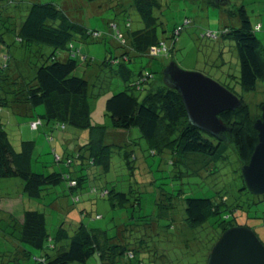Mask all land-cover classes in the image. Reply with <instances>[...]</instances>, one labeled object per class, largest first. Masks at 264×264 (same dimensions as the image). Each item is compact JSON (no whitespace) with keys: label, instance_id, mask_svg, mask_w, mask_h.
Masks as SVG:
<instances>
[{"label":"trees","instance_id":"1","mask_svg":"<svg viewBox=\"0 0 264 264\" xmlns=\"http://www.w3.org/2000/svg\"><path fill=\"white\" fill-rule=\"evenodd\" d=\"M1 1L0 42H3V35L13 34L26 54L35 50V63L28 78L29 74L23 75L16 62L13 69L7 64L14 60L13 56H3L6 64L0 65V109L36 118L39 123L33 126L36 129L46 127L43 134L49 142L53 140L55 130L63 132L61 142L64 147L61 154L52 150L51 165H61L62 168L51 169L46 161L43 164L39 162L41 154L35 153L34 141H21L19 149H16L0 118V179H19L22 182L14 197L5 195L0 198L19 197L22 204L20 219L0 211V238L4 244L9 242L5 244L7 249L0 250L3 254L0 264H140L139 261L132 262L135 250L123 238V233L118 230L117 234L110 235L108 229L88 227L83 221L85 209L73 210L71 204L80 202L79 194L90 193L106 199L112 209L127 208L132 204L138 206V197L133 191L119 192L113 186L110 189L106 186L88 189L87 183L96 172L93 168L102 174L109 171L114 148L123 149V163L129 172L141 173L140 163L147 166L148 172L142 175L147 177L148 160L143 154L138 156L136 151L141 148V142L145 143L150 156L170 154L172 170L184 168L187 176L205 175L213 165L222 166L219 160L237 164L236 173L241 184L232 193L223 190L202 197L181 194L183 205L182 208L176 207V212L179 210L180 219L188 229L208 224L217 234L215 244L229 228L244 226L254 232L252 226L255 223L264 227V195H251L240 174L241 167L248 163L258 142L253 124L260 118V107L264 102L252 112L249 104L237 95L242 106L220 116L230 129L226 133V142H220L188 123L182 100L175 90L163 84L161 76L167 66L165 60L175 52L178 35L193 24L191 17L184 16L183 22L174 25L170 35H165L164 12L175 0H103L98 3L100 8L103 4L104 9L127 14L123 27L114 20L109 21L110 30L104 35L87 29L53 3H33L23 15L20 14L21 8L10 6L12 0ZM191 1L199 2L196 11L216 8L237 17L238 26L223 24L216 30L202 32L199 39L232 40L238 75L230 76L229 85L236 82L242 92H256L260 87L264 90V48L256 36L261 25L252 24L245 6L235 5L231 0L225 7L211 0ZM95 4L92 3L94 8ZM231 7L233 11L229 9ZM132 13L139 18L140 24L136 29L132 28ZM207 33L214 37L206 36ZM105 35L115 42L116 53L112 54L111 48H106L109 55L103 58L98 70H106L107 74L118 78L123 87L105 99L102 109L108 123H99L93 108L99 93L94 92L87 78L74 75L79 54L74 43L77 40L105 41ZM44 48L51 51L46 54ZM172 60L171 57L169 61ZM82 61L87 65L93 63L86 57ZM259 82L261 86H258ZM224 87L234 93L232 88ZM38 107L42 111H36ZM130 133L133 135L127 137ZM128 144L131 145L129 150L121 147ZM33 162L41 163L43 170L33 171ZM60 184L70 196L69 205L56 202L67 197L57 191ZM48 195H54L49 207L71 220L70 225L61 224L53 233L47 229L45 213L30 209L29 205L25 207L31 201L44 203L49 200ZM168 205L163 210H173L172 204ZM162 216L168 217L166 214ZM249 219L257 222H252L251 226ZM260 242L264 246V238ZM33 251L39 254L34 255Z\"/></svg>","mask_w":264,"mask_h":264},{"label":"rangeland","instance_id":"2","mask_svg":"<svg viewBox=\"0 0 264 264\" xmlns=\"http://www.w3.org/2000/svg\"><path fill=\"white\" fill-rule=\"evenodd\" d=\"M5 1L2 0L1 2L5 3ZM12 1L10 6L15 9L16 7L21 8L20 14L23 15L27 7L33 3L56 4L63 8L70 18L80 21L87 29L98 31L103 33V35L110 30L109 21L114 20L119 27H123L124 20L127 17L125 12L116 14L113 9H104L105 5L103 4L101 5L102 8H100L98 3L101 4L103 0L92 2L93 4L97 3L95 8L92 3L86 0ZM231 1L235 5L242 4L245 6L252 24H261V29L256 32V36L264 48V0ZM193 5H195L194 10L191 9ZM198 8L199 2L175 0L174 4L169 5L167 11L164 12L165 35H170L174 25L183 22L184 16L191 17L193 22L191 26L186 27L178 35L175 52L172 56L169 55L168 59L165 60V64L171 62L169 60L172 57V61L180 69L200 72L222 86L226 85L232 88L234 93L241 96L249 104L251 111L254 112L257 110V105L264 102L263 88L260 87L256 92H242L236 82L232 81L231 85L228 83L230 76L236 77L238 75V62L234 42L227 38H220L214 41L199 39L202 32L216 30L223 24L228 23L227 25L229 26H238L237 17L227 15L228 13L223 12L222 9L207 8L196 11ZM232 8L229 9L233 11ZM131 20L132 28H138L140 23L136 13L131 14ZM105 36V41L93 43L91 41L77 40L74 43L79 50V54L76 56L78 67L74 75L87 78L94 92L99 93L98 98L93 103V108L97 115L96 121L99 123H102V121L103 123H108V119L103 116L104 111L102 109L105 99L111 93L120 91L123 87L122 82L118 78L110 76L106 70H98L103 58L109 55L106 52V48L110 47L111 53H116L115 42L110 36ZM2 37L3 42H0V65L6 64L2 58L9 54L14 57L15 61L12 59L7 64L13 69L15 68L14 62H16L17 68L22 74H29L27 76L29 78L32 75V65L35 63L33 61L35 50L26 54L13 34H5ZM43 51L47 54L51 49L44 48ZM83 57L91 59L93 63L87 65L82 61ZM258 86H261L260 82ZM36 111L40 112L42 108L38 107ZM0 118L3 120L9 139L16 149H19L21 141L32 140L36 144L35 153L41 154L39 162L46 161V164L51 169L55 168L58 170L62 168L61 165L51 164L53 163L52 150L55 151V154H61L62 147H64L61 142L63 132L55 130L53 132V140L49 142L43 134V131H46V127L39 126L36 129L33 125L39 122L30 115L13 114L9 109L1 108ZM67 131H70L69 128H67ZM132 135L133 133H130L127 137ZM140 145L141 148L136 150L137 154L138 156L143 154L150 165L147 177L142 176L148 172L147 166L140 163L141 173L139 171L129 172L123 163V149L114 148L111 153L109 171L102 174L99 169L93 168L96 172L93 173L92 177L89 178V183H87L88 189L90 187L100 189L103 186L110 189L113 186L119 192L128 193L133 191L135 196L138 197V206H133L132 204L127 208L112 209L106 199L103 200L90 193H83L79 194L80 202L76 205L71 204V208L76 211L85 209L86 217H84L83 221L90 228L108 229L110 235L117 234L118 230L123 233V238L135 250L133 263L139 261L140 264H206L208 251L214 244L216 232L212 231L208 224L194 230L188 229L184 221L180 219L179 210L176 212V207L182 208L183 204L180 199L183 193L192 197H202L207 194L211 196L223 190L232 193L241 184L238 173H236L237 164L232 161L228 163L226 160H219L221 167L213 165L205 175L187 176L184 168L172 170L169 161L170 154L163 155V157L158 155L150 156L146 151L145 143L141 142ZM121 147L129 150L131 145H121ZM41 163L36 164L33 162V171H42ZM21 183L19 179H0V198L5 195L14 197ZM63 187L64 185L60 184L56 189L67 197H62L56 202L62 201V204L69 205L70 196L63 190ZM47 197L49 200L44 203L31 201V203H26L25 207L29 205L30 209L45 213L47 229L50 233H53L61 224L70 225L71 220H68L58 210H53L49 207L48 204L52 202L54 195H48ZM20 201L19 197L0 200V211L15 215L16 218L20 219L22 214ZM25 202H27L26 199ZM168 204H172L173 210L171 208L167 212L163 209L168 207ZM252 210L250 216L253 215ZM165 214L168 217L162 216ZM249 222H251L250 225L252 226V222L257 221L249 219ZM252 227L258 239L263 241L264 227L257 223ZM6 240H9V238H6ZM135 242L138 243L135 244ZM5 244L8 245L9 242L6 241ZM5 244L3 239L0 238V250L7 249ZM0 253V263H2L3 254L2 252ZM33 254L38 255L39 252L33 251Z\"/></svg>","mask_w":264,"mask_h":264},{"label":"water","instance_id":"3","mask_svg":"<svg viewBox=\"0 0 264 264\" xmlns=\"http://www.w3.org/2000/svg\"><path fill=\"white\" fill-rule=\"evenodd\" d=\"M203 1V0H193ZM225 7L230 0H211ZM163 84L175 90L182 100L188 123L220 142H226L229 127L220 116L242 106L239 97L200 72L185 71L171 61L161 72ZM253 128L258 142L240 174L246 190L253 196L264 195V104ZM206 264H264V246L252 230L235 226L224 231L211 248Z\"/></svg>","mask_w":264,"mask_h":264},{"label":"built area","instance_id":"4","mask_svg":"<svg viewBox=\"0 0 264 264\" xmlns=\"http://www.w3.org/2000/svg\"><path fill=\"white\" fill-rule=\"evenodd\" d=\"M206 36H208V37H214V35L211 34V33H207Z\"/></svg>","mask_w":264,"mask_h":264},{"label":"crops","instance_id":"5","mask_svg":"<svg viewBox=\"0 0 264 264\" xmlns=\"http://www.w3.org/2000/svg\"><path fill=\"white\" fill-rule=\"evenodd\" d=\"M261 25V24H260Z\"/></svg>","mask_w":264,"mask_h":264}]
</instances>
